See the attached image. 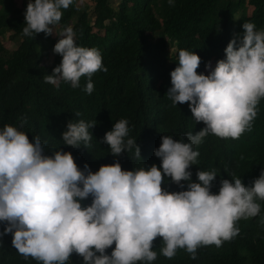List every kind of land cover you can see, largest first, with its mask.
<instances>
[{
	"label": "trees",
	"instance_id": "1",
	"mask_svg": "<svg viewBox=\"0 0 264 264\" xmlns=\"http://www.w3.org/2000/svg\"><path fill=\"white\" fill-rule=\"evenodd\" d=\"M30 1L0 10V264H264V0Z\"/></svg>",
	"mask_w": 264,
	"mask_h": 264
},
{
	"label": "rangeland",
	"instance_id": "2",
	"mask_svg": "<svg viewBox=\"0 0 264 264\" xmlns=\"http://www.w3.org/2000/svg\"><path fill=\"white\" fill-rule=\"evenodd\" d=\"M73 1H75L77 5H80V6L87 4L91 8L93 7L92 0H73ZM248 1L249 0H245V2H247L246 7L248 10V14H251L253 11V7H251L248 4ZM115 2L116 3L114 4V6L117 7L119 3L117 2V0ZM5 6H12L14 11H18L20 16L25 17V18H29L30 16L34 14L33 12L34 2L30 0H1L0 10L2 7H5ZM232 10L237 11L235 2H233ZM91 21L93 23V20ZM71 38H72V35L70 34V30L61 32L58 26L53 27L52 28V41L48 43L44 47V50H43V66H48V67L51 66L53 64V60L57 54V51L64 50L66 45L69 44ZM150 38L157 41V39L154 36H151ZM1 40H2V44L5 50L9 53L15 51L18 48L19 43L21 42V39L13 32L6 33L2 37ZM168 53L169 55H173L175 53V48L170 47L168 49ZM214 67L215 65L211 64L207 68L206 74L211 76L213 74Z\"/></svg>",
	"mask_w": 264,
	"mask_h": 264
}]
</instances>
